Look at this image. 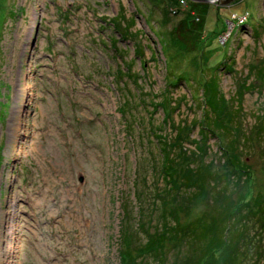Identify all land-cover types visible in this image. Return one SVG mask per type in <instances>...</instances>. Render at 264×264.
I'll list each match as a JSON object with an SVG mask.
<instances>
[{"label": "rangeland", "instance_id": "1", "mask_svg": "<svg viewBox=\"0 0 264 264\" xmlns=\"http://www.w3.org/2000/svg\"><path fill=\"white\" fill-rule=\"evenodd\" d=\"M211 89L235 138L206 125ZM262 128L264 0H0V264H128L125 238L141 246L161 227L166 167L183 184L197 152L235 169L234 199L254 203ZM193 180L164 205L182 226L216 206ZM175 239L163 249L177 264Z\"/></svg>", "mask_w": 264, "mask_h": 264}, {"label": "trees", "instance_id": "2", "mask_svg": "<svg viewBox=\"0 0 264 264\" xmlns=\"http://www.w3.org/2000/svg\"><path fill=\"white\" fill-rule=\"evenodd\" d=\"M130 62L124 61L123 64L129 68ZM224 102L221 93L215 89L210 90L205 103L206 109L212 110L213 114L210 115V119L206 116L205 122L211 130L232 132L235 138L241 128L232 124L233 111H228ZM227 114H231V117L227 118ZM203 125L202 123L200 127L204 133H210V130L207 131ZM261 132H264V128ZM205 135L202 134V137ZM173 146L171 144V147ZM194 151L196 150H192L191 153ZM178 154L181 155V152ZM239 156L241 155L237 153L232 154L230 162L235 167L243 169L247 165ZM186 159L191 161L198 159L199 163L191 169L193 173L184 179L183 184L171 178V172L167 166L165 172L167 180L153 192V203L162 212L158 213L161 227L157 225L151 231L142 229L147 234V238L143 244H140L141 246L131 247L132 238H125V246L118 250L120 260L129 264L132 261L131 253L136 250L152 253L158 264H176V261H168V256L163 249L164 241L176 238L184 241L183 244L186 243L185 249L189 248L188 252L182 248V245L180 246L182 250H179V253H184V256L181 255L177 264H264V194H257L254 203L239 198L235 200L234 193L240 177L236 176L235 169L226 168L224 171L212 172L199 152L191 156L187 155L184 160ZM193 178L192 184H195V190L209 186V193L216 206L192 219L186 226H182L176 217H174L176 220L170 221L169 213L174 215L175 212L174 210L163 211L164 205L168 203L173 205L176 193L184 187L186 181ZM138 226L141 227L140 222ZM124 232L127 233V231ZM129 233L132 235L134 231Z\"/></svg>", "mask_w": 264, "mask_h": 264}, {"label": "water", "instance_id": "3", "mask_svg": "<svg viewBox=\"0 0 264 264\" xmlns=\"http://www.w3.org/2000/svg\"><path fill=\"white\" fill-rule=\"evenodd\" d=\"M196 1H210V0H196ZM218 1L225 4V3L231 2L232 0H218ZM80 180H82V177H80Z\"/></svg>", "mask_w": 264, "mask_h": 264}, {"label": "bare ground", "instance_id": "4", "mask_svg": "<svg viewBox=\"0 0 264 264\" xmlns=\"http://www.w3.org/2000/svg\"><path fill=\"white\" fill-rule=\"evenodd\" d=\"M190 42L193 43L192 41H189V43H190ZM187 47H188V46H187ZM192 48H195V47H192Z\"/></svg>", "mask_w": 264, "mask_h": 264}]
</instances>
